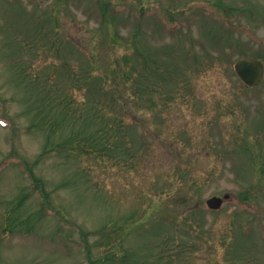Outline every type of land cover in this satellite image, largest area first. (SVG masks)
Returning <instances> with one entry per match:
<instances>
[{"label":"rangeland","instance_id":"obj_1","mask_svg":"<svg viewBox=\"0 0 264 264\" xmlns=\"http://www.w3.org/2000/svg\"><path fill=\"white\" fill-rule=\"evenodd\" d=\"M107 1L111 7L103 15L99 3ZM210 1L0 0V264H84L79 231L87 233L99 264H122L124 258L107 256L117 251L128 264H171L165 245L173 257L178 253L172 264H245L233 260L242 255L253 258L248 264H264V188L255 192L257 206L242 204L240 196L255 179L250 149L264 161V80L247 89L234 70L239 59H264V0H223L237 8L230 17L232 35L222 23L229 15ZM186 13L196 22L184 24ZM105 22L117 29L97 33ZM89 48L95 61L105 56L112 67L126 55L129 65L143 67L136 48L143 58L152 51L158 65L166 63L172 72L181 67L191 79L195 95L187 93L190 100L176 95L167 104L173 88L153 76L154 95L148 93L157 103L153 111L146 97L118 87L131 99L126 113L132 118L123 114L129 124L122 132L135 153L133 164L129 157L112 166L109 158L58 149L75 130L70 122L56 125L62 102L88 98L79 80L92 69ZM201 63L206 67L196 71ZM92 113L100 122L103 113ZM105 115L110 117L107 109ZM94 124L79 126L94 131ZM233 136L249 138L250 149L246 142L235 145ZM215 144L232 150L226 163L203 151ZM179 167L195 178L213 170L222 175L207 188L204 203L226 194L231 200L220 212L206 205L204 216L181 210L176 225L151 219L157 223L150 227L156 210L174 212L162 190L179 179ZM157 192L162 205L161 199L151 204ZM245 233L248 241V235L241 237ZM225 236L240 243L231 261L224 257ZM212 242L217 250L209 249ZM157 248L161 260L152 254Z\"/></svg>","mask_w":264,"mask_h":264},{"label":"trees","instance_id":"obj_2","mask_svg":"<svg viewBox=\"0 0 264 264\" xmlns=\"http://www.w3.org/2000/svg\"><path fill=\"white\" fill-rule=\"evenodd\" d=\"M211 2L212 0L208 4L214 6V8L217 11L224 10L225 14L229 15L227 17H224L225 20L221 22L224 25H227L226 34L232 35L233 30H232V25L230 23V17L231 16L233 17L237 13V8L235 6L232 7V6L225 4L223 0H213V3ZM99 4L101 6L100 10L102 11L103 15L106 13L109 7V4L111 7V2H108V1L100 2ZM115 10L117 12V9ZM234 11H236V13H233ZM187 14L188 13H186V17L184 18V21H183L184 24L186 23L190 25L191 20L193 22H196V19H192L191 17L190 19L189 18L190 15L188 14L189 16H187ZM184 16H185V13H183V17ZM217 18H216L215 23H217L218 25L222 24V23H219V21H217ZM256 19L257 17H255V13H253V17L251 21L254 22ZM258 20L260 21V19ZM233 26H234V23H233ZM108 28L110 29L114 28V31H115L117 29V25L113 26V25H110L108 22H105L103 26L97 30V33H100L102 30L108 29ZM136 49H137V54H140L138 59L141 58L142 60H144V63H143L144 65H142L143 67H138V66L136 67L134 65L133 66L129 65L131 63L127 55L124 57L122 63L121 62L119 63L118 61V65L112 67L110 66V63H109L110 60L107 59L105 56H101L100 61H97V60L95 61L94 50L89 48L88 50L85 51V54L88 56V58L92 60V69L90 70L88 69L86 73L83 75V79L79 80V84L82 83L81 87L79 88L86 89L88 91V98H85L84 101L82 102L77 100L76 98L72 100L68 99V101L66 100L62 102V104L64 105V108L62 109V111L64 112L63 117L57 121L56 125L57 127H60L62 126L63 123L65 124L66 122H70L73 125H75V130L72 133L69 140L67 142L64 141L58 147L60 152L65 150L67 154H69L71 152L75 153V152L80 151L83 154L94 156L95 158L101 159L104 161L107 158H109L107 161L112 166L118 165L119 164L118 160L122 161L123 159V161H125L126 158L129 157L128 160H130L133 164L135 153L133 152L131 148V144L126 143L128 141L127 140L128 137L125 135V133L122 132V130L124 129V126L129 124V123H126V121L124 120L123 114L128 115L126 116L128 118H132V115L126 113V112L131 113L129 111V108L131 106V103L129 102L131 99L130 98L128 99V97H126L125 94L119 92L117 90L118 87L120 85H125L126 87L129 86V89L130 91H132V93L137 94V95L140 94L142 98L146 97L145 105H147L150 109H152V111L157 108V103L155 102V100L151 96L148 95V93L149 94L154 93L153 90H154L156 83H152L153 76H155L158 79V81L160 82L159 83L160 85L161 83L166 82L165 87H167L168 85L171 88H173V90H168V94L166 98L167 104H169L171 100H176L177 98L176 95L179 97L183 95L184 99L187 98L189 100L191 98H188V96L186 95L187 93L190 96L193 93L195 95V92L192 91V86L189 84V82H191V79L189 80L187 79V75L183 74V69L181 67L180 69L177 68V70L172 72L170 71L166 63H161L160 65H158L154 61L155 60L154 57H156L157 54L155 55L151 51L146 54L145 58H143L144 55L140 53V51H138V48ZM125 66H127V68H125ZM186 66H189V65H186ZM200 66L206 67V63L205 64L201 63L200 65H197L196 68L194 69H196V71H199L197 68ZM186 84L189 85L190 89L185 88ZM180 87L183 88L181 89V92H180ZM156 88L158 89V87ZM106 109L109 111V114H110V117L108 118L105 115ZM143 109L146 111V108L143 107ZM92 110H95V113L97 110L99 111V114L103 113L102 116L100 117V122H98V120L95 117V114L92 113ZM133 116H135L134 119H136L137 115H133ZM137 118L139 119L141 117L137 116ZM137 120L135 121V123H137ZM80 124H84L86 126L88 125L87 126L88 128L91 127L90 124H94V125H97V129L94 131H89L85 127L79 126ZM50 132L54 133L55 131L54 129H51ZM236 133L241 135L239 132H236ZM241 136H245V135L242 134ZM232 139L235 140V143H236L235 145H237L240 142H246L247 143L246 148L248 150L250 149L249 145H252L249 138L247 137H243L240 139L239 137L233 136ZM123 147L124 149H121ZM205 150H207V152L211 155H213L212 151L217 153L220 156V158L225 161V163L227 162L226 158L231 157L233 155L231 153L232 150L230 149L229 146H227V144L219 145V146L216 144L209 145V146H206L205 149H203V151ZM249 152L252 153L250 155V158L252 159L251 161L253 162L252 170H253V173H254L253 176L255 179H252V184H250L249 186L248 184L244 185L243 187L244 191L240 194V196H241L242 204H245L249 206V208H251L252 206H257V204L255 203L256 201L254 200L256 197L255 192L257 190H260L261 188H264V161L263 159L261 161L258 155H256L257 152L255 148L250 149ZM124 154L125 156L123 158ZM178 169L180 170V172H182L178 179L179 181L176 180L178 181V183L175 184L176 181L174 183H168V186L166 184V186L162 190L163 192L162 197L165 196L167 198L170 204L169 208L172 209L174 212L171 215H168V213H166V215L162 213L158 215V212L155 209L156 211L154 210L155 212L153 213V216L150 218V221H148L149 222L148 225L150 227H153V225L157 223L155 222L156 220H159L158 223H163L164 220L171 221L172 225H176L177 223L180 222L179 220H177L176 216H177V213L180 212L181 210H184L185 212L186 211H190L192 213L195 212L196 213L195 215L199 213L200 216H204L203 197L207 192V188L210 186L212 182H215V179H219L218 176L222 177L220 173L217 172L216 174L215 172H213L214 171L213 170V171H210L204 177L195 178L191 175V173L187 169H181V167H179ZM260 172L261 174H259ZM162 197L159 192L154 193L153 195H151V198H152L151 204L154 203L155 205V203ZM156 199L157 201H155ZM162 204H164V201H162L161 199V205ZM169 208L167 207V209ZM151 219H156V220L151 222ZM236 223L237 222L233 223L232 225L234 228H235ZM185 225L188 226L187 223ZM143 229L144 228L142 226L141 230ZM149 229H147L146 231H148ZM79 232L82 235L81 238L83 242L85 243V249H86L84 252V257L86 261L84 264H99L97 262L96 256L91 251L89 242L87 241V237H88L87 233L85 232L81 233V231ZM244 236H247L245 241H248L251 237V235L247 233H245L241 237H244ZM170 242L173 243L172 240ZM214 242H212L209 245L210 250H212V248L213 250H217V247L214 245ZM167 243L169 242L167 241ZM221 243L223 244L222 247L224 248V257L227 260L231 261L232 251L235 248V245L240 246V243L233 242L232 238L230 239L228 236H225V238L223 237L221 240ZM189 245H190L189 241H185L184 247L189 246ZM165 246L166 248L163 249L165 253V257L169 259L170 260L169 263L172 264L175 258L178 257V253L173 257V254L175 253H172L173 252L172 247L170 245H165ZM186 249L189 250L188 247H186ZM195 250L196 249H192V252H194ZM119 253L121 252L117 251L116 253L112 255L109 253V255L107 256L108 257L112 256L113 259H116V260L119 259L120 261H122L124 258V260L122 261V264H128L129 261H125L127 256L124 257L123 253L120 256ZM155 253H157L156 256L160 260L163 259L162 256H158V254L160 255V253L158 252V248L152 254H155ZM238 257L245 264H248L253 259L252 257H244V255H242V256H237L236 258H233V260L236 261Z\"/></svg>","mask_w":264,"mask_h":264},{"label":"water","instance_id":"obj_3","mask_svg":"<svg viewBox=\"0 0 264 264\" xmlns=\"http://www.w3.org/2000/svg\"><path fill=\"white\" fill-rule=\"evenodd\" d=\"M238 77L249 87L258 86L264 78V65L258 60H241L236 66ZM224 199H229L226 195ZM224 199L213 197L207 201L208 206L213 210L221 209Z\"/></svg>","mask_w":264,"mask_h":264}]
</instances>
